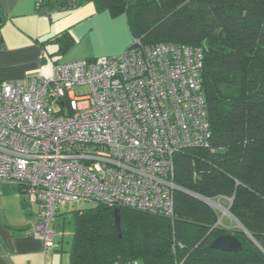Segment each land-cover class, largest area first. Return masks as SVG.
<instances>
[{
    "label": "built area",
    "instance_id": "1",
    "mask_svg": "<svg viewBox=\"0 0 264 264\" xmlns=\"http://www.w3.org/2000/svg\"><path fill=\"white\" fill-rule=\"evenodd\" d=\"M204 57V47L134 38L118 56L0 82V183L22 185L41 205L32 234L46 256L62 204L175 216V157L212 139Z\"/></svg>",
    "mask_w": 264,
    "mask_h": 264
},
{
    "label": "trees",
    "instance_id": "2",
    "mask_svg": "<svg viewBox=\"0 0 264 264\" xmlns=\"http://www.w3.org/2000/svg\"><path fill=\"white\" fill-rule=\"evenodd\" d=\"M86 1L125 14L143 44L204 47L212 139L176 155L175 183L214 201L232 199L229 210L243 228L219 226L217 209L182 190L173 218L122 208L120 233L116 208L97 202L73 211L70 264H264V0H39L37 11L51 15ZM59 40L68 50L71 42ZM225 234L243 251L213 249Z\"/></svg>",
    "mask_w": 264,
    "mask_h": 264
},
{
    "label": "crops",
    "instance_id": "3",
    "mask_svg": "<svg viewBox=\"0 0 264 264\" xmlns=\"http://www.w3.org/2000/svg\"><path fill=\"white\" fill-rule=\"evenodd\" d=\"M38 1L0 0L4 17L0 82L30 75L51 77L57 64L118 56L132 45L134 37L125 14L113 16L86 1L73 10L42 15L37 11ZM61 37L71 42L68 50L61 48ZM3 184L7 183L0 186ZM13 191L12 197L0 196V264H70L71 248L65 246L55 221L51 225L56 233L55 248L46 256L44 242L32 234L41 205L31 203L19 185Z\"/></svg>",
    "mask_w": 264,
    "mask_h": 264
},
{
    "label": "rangeland",
    "instance_id": "4",
    "mask_svg": "<svg viewBox=\"0 0 264 264\" xmlns=\"http://www.w3.org/2000/svg\"><path fill=\"white\" fill-rule=\"evenodd\" d=\"M0 188H1L0 196L3 195L4 197H12L14 196L13 189L18 188V184L7 183L1 185ZM217 202L221 205L219 208H216L220 214L218 225L230 231L235 230L237 228H241L238 226V223L235 217L231 214V212L229 213L226 211V209L229 208L230 202L226 199H221V200L219 199L217 200ZM96 205H97V201L95 200L83 201L79 206L77 205L73 206L71 204L60 205L59 211L57 212V217L55 218V227L56 228L58 227L60 229L59 234L60 235L62 234V237L65 239V246H67L69 249L71 248V244L75 232V220H74L73 211L77 209L93 208ZM58 219H60V221H58ZM67 237L69 242L68 244L66 243Z\"/></svg>",
    "mask_w": 264,
    "mask_h": 264
},
{
    "label": "water",
    "instance_id": "5",
    "mask_svg": "<svg viewBox=\"0 0 264 264\" xmlns=\"http://www.w3.org/2000/svg\"><path fill=\"white\" fill-rule=\"evenodd\" d=\"M4 24V17L2 16V14L0 13V27ZM182 190V189H180ZM206 203H209V200L207 198L198 196L196 194H193L191 192H188L186 190H182ZM227 212L230 213L229 208L226 209ZM121 209L120 208H116L115 209V214H114V221H115V228L116 230L120 233L121 232V220H122V216H121ZM237 221V220H236ZM238 226L243 228V226L237 221ZM211 247L213 249H217V250H221L224 252H240L243 251V245L240 242V240L238 238H236L234 235L231 234H225V235H220L219 237H217Z\"/></svg>",
    "mask_w": 264,
    "mask_h": 264
}]
</instances>
